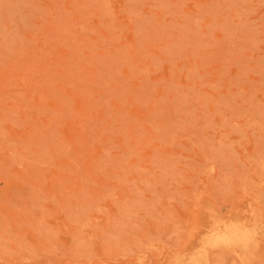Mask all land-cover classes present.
Returning <instances> with one entry per match:
<instances>
[{"label":"rangeland","instance_id":"374dc122","mask_svg":"<svg viewBox=\"0 0 264 264\" xmlns=\"http://www.w3.org/2000/svg\"><path fill=\"white\" fill-rule=\"evenodd\" d=\"M0 264H264V0H0Z\"/></svg>","mask_w":264,"mask_h":264},{"label":"bare ground","instance_id":"6f19581e","mask_svg":"<svg viewBox=\"0 0 264 264\" xmlns=\"http://www.w3.org/2000/svg\"><path fill=\"white\" fill-rule=\"evenodd\" d=\"M215 231V232H214ZM208 239H206V244L215 245L217 243L220 244H228L231 242H235V240L244 239L245 233L238 229L236 226H226L223 230H214Z\"/></svg>","mask_w":264,"mask_h":264}]
</instances>
